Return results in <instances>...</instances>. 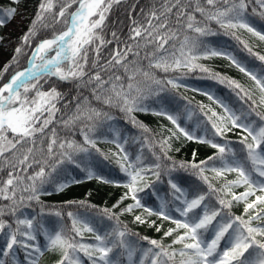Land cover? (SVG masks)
Returning a JSON list of instances; mask_svg holds the SVG:
<instances>
[{
	"label": "snow or ice",
	"instance_id": "6c2138e0",
	"mask_svg": "<svg viewBox=\"0 0 264 264\" xmlns=\"http://www.w3.org/2000/svg\"><path fill=\"white\" fill-rule=\"evenodd\" d=\"M123 3L39 0L0 67V264H264V0H137L122 28L109 21ZM17 11L0 9V27ZM196 73L207 103L181 94ZM181 139L212 154L177 160ZM72 169L124 192L111 207L45 202L81 182ZM125 216L174 227L141 236Z\"/></svg>",
	"mask_w": 264,
	"mask_h": 264
},
{
	"label": "trees",
	"instance_id": "16d2710c",
	"mask_svg": "<svg viewBox=\"0 0 264 264\" xmlns=\"http://www.w3.org/2000/svg\"><path fill=\"white\" fill-rule=\"evenodd\" d=\"M148 0H139L140 7H143ZM39 0H20L19 5L12 3V0H0V9H6L8 7H17V14L13 19L5 24V26L0 27V37H3V40H0V67L6 64L12 59L14 49L18 45L19 38L27 31L30 21L33 19L34 13L38 6ZM137 0H124V3L120 6L114 8L111 19L109 23L115 24L119 22V27L124 28L128 23L127 16L131 14V6L136 4ZM137 14L139 9L136 10ZM21 16V17H20ZM127 29L125 28V31ZM260 49H264V44L260 45ZM208 66L212 67L214 70L226 72L227 74L234 76L238 79H241L242 82H245V78L242 74L238 73L235 69H231L227 65V61H224L219 58H215L209 61H205ZM23 64V61H21ZM200 74L196 73L195 75L189 76L186 78V82L190 87L185 90L181 89V94L187 96L195 104L197 101H203L207 103L206 98L195 91H192V88H207L212 85L213 82L207 81L199 78ZM70 85H64V91H68ZM183 105H181V108ZM137 118L145 123L149 128L158 132L162 124H167L166 120H163L160 117L153 116L150 113H137ZM121 128L129 135H138L136 129L132 128L131 125L126 124L121 120ZM233 136L231 139H235ZM100 147L102 150L113 149V146L108 143H101ZM174 149H179V151H173L171 154L177 160H191L192 153L195 151L197 153V159H205L208 155L212 154V150L203 144L196 143L195 141H187L181 139L176 141L173 144ZM114 168V165H105L101 172L102 175L108 176L109 173ZM72 176L77 180H80V183H72L69 187L64 189L62 192H55L52 189H49L51 195L43 197L45 202L60 205L66 201H79L86 200L91 204H95L98 207H111L115 204L121 197L124 192L122 187H116L113 184H105L96 179L88 180L84 177V174L80 170L72 169L70 170ZM186 175V174H184ZM242 190V189H241ZM163 195V193H161ZM144 199L147 202L148 206H155L158 204V201H155L154 198H150L148 195H144ZM131 201H126L130 203ZM240 207L237 206L234 211L239 214ZM129 224V226L141 236H149L150 238L160 239L163 235V231L167 230L169 227H174L169 221L158 220L156 217L151 219L156 220L157 225L161 227V231L157 232L154 227H149L145 225H133L131 223V216L122 217ZM57 259V255L53 252H48L45 254L41 260V264H54Z\"/></svg>",
	"mask_w": 264,
	"mask_h": 264
},
{
	"label": "rangeland",
	"instance_id": "374dc122",
	"mask_svg": "<svg viewBox=\"0 0 264 264\" xmlns=\"http://www.w3.org/2000/svg\"><path fill=\"white\" fill-rule=\"evenodd\" d=\"M21 17V16H20Z\"/></svg>",
	"mask_w": 264,
	"mask_h": 264
}]
</instances>
